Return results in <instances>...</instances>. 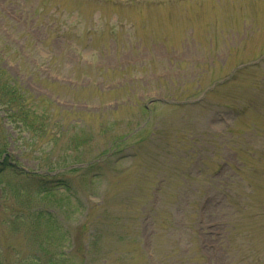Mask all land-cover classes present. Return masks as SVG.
I'll use <instances>...</instances> for the list:
<instances>
[{
  "label": "rangeland",
  "instance_id": "1",
  "mask_svg": "<svg viewBox=\"0 0 264 264\" xmlns=\"http://www.w3.org/2000/svg\"><path fill=\"white\" fill-rule=\"evenodd\" d=\"M0 71V264H264V0H0Z\"/></svg>",
  "mask_w": 264,
  "mask_h": 264
},
{
  "label": "trees",
  "instance_id": "2",
  "mask_svg": "<svg viewBox=\"0 0 264 264\" xmlns=\"http://www.w3.org/2000/svg\"><path fill=\"white\" fill-rule=\"evenodd\" d=\"M0 77H2V79L0 78V105L6 107V119L11 121L12 123L20 122L21 125L25 124L27 127H32L33 124L30 123V120L32 119V115L35 113L37 108V105L35 106L36 99H34V101L31 100L32 96L27 93V91L23 90L22 88H15L14 85H10L9 82L11 80H4L5 76L2 74V71H0ZM26 102H31V104L27 106ZM146 109L147 107L144 106L145 111H147ZM43 116V111L42 113H36L35 119H41ZM88 132L89 130H83V134H81V136L79 137L80 140H78V147L89 145V140L87 138ZM57 133H59V131ZM134 136L130 137L129 140L134 138ZM125 137L126 136L124 135L119 139L113 138L114 140H112L111 142L112 147L117 148V152L126 149L127 144H125V142L123 141ZM108 151H110V149L106 150V152Z\"/></svg>",
  "mask_w": 264,
  "mask_h": 264
}]
</instances>
